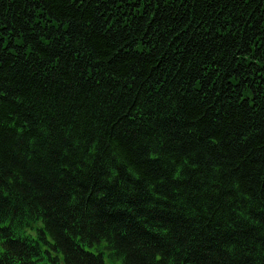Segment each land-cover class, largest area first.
<instances>
[{
  "label": "trees",
  "instance_id": "trees-1",
  "mask_svg": "<svg viewBox=\"0 0 264 264\" xmlns=\"http://www.w3.org/2000/svg\"><path fill=\"white\" fill-rule=\"evenodd\" d=\"M0 264H264V0H0Z\"/></svg>",
  "mask_w": 264,
  "mask_h": 264
}]
</instances>
